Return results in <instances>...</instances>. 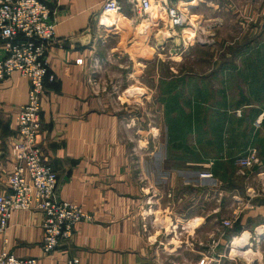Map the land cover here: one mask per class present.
Segmentation results:
<instances>
[{
    "label": "crops",
    "instance_id": "0c3cea01",
    "mask_svg": "<svg viewBox=\"0 0 264 264\" xmlns=\"http://www.w3.org/2000/svg\"><path fill=\"white\" fill-rule=\"evenodd\" d=\"M42 1L51 11L56 39L48 49L50 74L55 81L46 82L39 142L45 162L58 175L56 200L77 205L94 219L78 224L69 241L52 254H46L42 249L44 216L38 212L16 211L5 235L0 234V255L35 258L39 264H67L75 258L80 264H173L171 256L162 259L157 251L161 239L150 236L157 213H165V219L168 217V206L158 205L171 201L174 196L162 190L171 186L167 181L173 175V166L167 169L165 162L173 156L172 146L165 147L167 159L164 156L158 160L153 139V144L149 138L148 145L142 147L146 144L142 143L141 130L124 122L123 113L115 108L116 102L109 98L106 86L100 91L94 88L93 61L104 35L101 7L105 0ZM113 22L109 19L108 24ZM3 56L0 46V60ZM251 72H258V79L254 80L249 75ZM263 72L264 64L230 66L231 79H240L244 73V84H247L244 97H252L245 104H251L252 110L212 114L213 135L217 134L212 143L224 144L214 159H217V168L227 166L229 198L234 200L231 211L236 217L233 226L243 231L264 225ZM251 81L259 84L260 94L250 93ZM28 92V80L18 73L0 80V194L8 192V180L15 163L12 145L18 141L16 116L27 104ZM259 120L261 124L257 127ZM212 143L201 140L198 148L205 150L203 146ZM251 152L256 154L257 163L241 172L234 160ZM154 160V167L159 166L166 176L160 182L149 169L151 164L147 166ZM179 162L175 168L183 169L182 158ZM188 166L186 158L184 168ZM196 196L198 198L199 193ZM184 198L182 196L180 202ZM185 203L179 206L182 217L188 214ZM198 226L199 223L195 224L192 232L198 230ZM165 229L155 235L165 234L169 228L165 226ZM237 240L240 242L241 238L234 241Z\"/></svg>",
    "mask_w": 264,
    "mask_h": 264
},
{
    "label": "rangeland",
    "instance_id": "374dc122",
    "mask_svg": "<svg viewBox=\"0 0 264 264\" xmlns=\"http://www.w3.org/2000/svg\"><path fill=\"white\" fill-rule=\"evenodd\" d=\"M119 2L122 10L108 16L101 7L104 35L94 56L92 80L97 91L106 86L124 122L141 130L142 147L150 138L159 160L167 159L165 147L172 146L173 156L165 162L167 169L173 166L167 179L171 186L162 190L174 196L158 205L168 206V217L158 212L150 233L161 239L157 251L162 259L171 256L173 264H264V225L244 231L233 226L227 166L217 168L214 159L224 144L212 143L217 138L212 114L252 110L245 104L252 97H244V73L231 79L230 66L264 64V0H154L147 14L131 1ZM172 11L178 13L179 24L173 23ZM104 17L114 22L108 24ZM249 75L254 80L260 76ZM249 86L250 93L260 94L257 82ZM201 140L212 144L203 150L198 148ZM246 156L236 158L234 165ZM181 158L183 169L175 168ZM186 158L189 166L184 168ZM154 162L147 166L151 164L160 182L166 176ZM182 196L188 211L184 217L179 214ZM197 223L198 230L192 232ZM165 226V234L155 235ZM237 238L242 245L233 249Z\"/></svg>",
    "mask_w": 264,
    "mask_h": 264
},
{
    "label": "built area",
    "instance_id": "2783aa9c",
    "mask_svg": "<svg viewBox=\"0 0 264 264\" xmlns=\"http://www.w3.org/2000/svg\"><path fill=\"white\" fill-rule=\"evenodd\" d=\"M143 14L153 8L154 0H127ZM103 13L122 10L119 0H105ZM174 24L180 19L172 11ZM142 14V15H143ZM56 26L51 11L42 0H0V46L4 53L0 60V80L14 73L29 82L28 102L17 113L18 141L12 145L14 167L8 180V192L0 194V234L5 235L12 215L16 211H32L44 216L42 249L52 254L69 241L76 226L92 222L91 213L79 206L56 200L58 175L45 162L39 142L40 114L46 82H54L50 74L49 46L55 41ZM257 163L255 153L235 161L240 169L252 168ZM230 226V223H225ZM0 264H39L35 258L19 259L2 253ZM67 264H80L71 259Z\"/></svg>",
    "mask_w": 264,
    "mask_h": 264
},
{
    "label": "bare ground",
    "instance_id": "6f19581e",
    "mask_svg": "<svg viewBox=\"0 0 264 264\" xmlns=\"http://www.w3.org/2000/svg\"><path fill=\"white\" fill-rule=\"evenodd\" d=\"M121 3H122V2H121ZM108 13H109V12H108ZM109 14H114V13H109ZM105 22L108 23V22H109V18H105ZM237 241H238V240H237ZM236 243H237V244H236ZM241 243H242V240H240L239 243H238V242H235V246H236V247H240V245H242Z\"/></svg>",
    "mask_w": 264,
    "mask_h": 264
}]
</instances>
